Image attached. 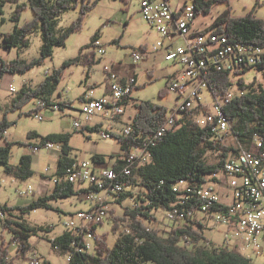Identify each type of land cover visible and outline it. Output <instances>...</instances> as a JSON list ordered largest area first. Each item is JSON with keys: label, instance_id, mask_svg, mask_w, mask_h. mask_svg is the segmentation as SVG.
<instances>
[{"label": "trees", "instance_id": "1", "mask_svg": "<svg viewBox=\"0 0 264 264\" xmlns=\"http://www.w3.org/2000/svg\"><path fill=\"white\" fill-rule=\"evenodd\" d=\"M7 0H0V13ZM19 2V0H9ZM101 0H28L29 7L34 12L32 20L24 25H16L12 33H5L1 36V47L8 51L14 48H26L30 45V36L38 29L42 31L43 46L39 57L31 60H24L20 57L8 60L3 58L0 49V78L7 73H26L35 66H40L47 57L52 55L55 46H64L67 38L82 28V23L86 15L97 6ZM197 8V14L204 12L210 13L215 3L230 2V0H193ZM258 1L250 13L242 16L231 15V6L228 10L218 15L210 25L214 29L227 36L234 43H248L253 45H264V18L258 17L256 8ZM26 4H18L13 18L20 20L21 10ZM80 6V15L67 28L59 31L57 29L58 17L72 8ZM99 39L96 34L91 38L84 48L94 46V40ZM145 50L143 45L140 47ZM75 57L64 61L61 67L51 71L38 86L31 87L24 84L19 94L13 98L11 105L4 108L0 102V113L4 115L0 118V138L6 136V131L13 122L7 119V113L22 109L32 99H52L60 83L64 69L72 64H82L89 71L98 61L95 58V51L83 52ZM253 67L247 68L243 73L249 72ZM257 70L261 71L264 78V62L260 63ZM89 75V74H88ZM89 77V76H88ZM210 90L214 95H226L232 84L229 72H219L214 70L209 75ZM239 90L241 93L236 95L228 102L225 113L234 122V134L240 142L248 147L254 134L264 135V83L253 81L247 83L245 79H239ZM135 87V82L131 85V91ZM131 91L124 99L127 105L131 98ZM167 90L160 92L162 95ZM137 112L132 117L136 130L149 132L157 130L164 123L168 116L169 108L165 105L156 104L150 100L139 101L136 103ZM36 108L30 110L35 112ZM197 109L185 112L174 129L166 132L159 145L152 148V160L138 169L137 176L128 178V184L139 186L143 189L142 196L139 195L134 205L125 206L122 214L111 209L113 216L114 232H117L120 223L128 222L131 232L119 235L113 246H110L107 233L99 234L98 245L94 253L81 252L75 253L73 260L68 264L83 263L92 260L95 264H256L254 261L243 255L236 248L212 247L200 242L208 241L205 230H198L191 224L176 226L170 231L162 230L155 226L158 221L154 211L158 209H170L177 200L175 184L181 179L193 184H202L210 174L220 173L224 162L228 156L230 147L217 144L212 138L210 126L202 127L194 120ZM99 126L91 130L97 131ZM29 138H41V144L45 142L61 143L62 153L58 159L56 174L65 173L68 166L73 162L71 156L72 147L70 146L71 134L59 132L46 135H39L35 131L28 133ZM122 149L129 145V139L121 136L117 137ZM12 143L6 142L0 146V164L5 166L8 174L19 179L26 180L33 175L32 155L24 154L20 157L19 163H10ZM215 151L218 155L216 162L207 161V153ZM95 160L104 162L103 156H94ZM119 162V161H118ZM120 163V162H119ZM119 165H116L118 167ZM85 190H79L74 183L60 181L55 184L52 192L24 205L10 206L0 204V221H3L4 228L11 238L7 242L0 241V264H12L9 259V246L14 241L19 243L18 249L23 254L32 245L29 238L42 230L50 231L44 226H33L23 218L32 210L39 208L54 209L51 202L60 197L66 198L74 194H81ZM131 193H122L118 199L124 202ZM59 210V208H57ZM102 224V223H101ZM100 224V225H101ZM188 236L191 244L185 243L182 239ZM56 241L62 245L61 252L66 254L72 248L71 243L74 235L65 232L58 235ZM200 244V245H199Z\"/></svg>", "mask_w": 264, "mask_h": 264}, {"label": "built area", "instance_id": "2", "mask_svg": "<svg viewBox=\"0 0 264 264\" xmlns=\"http://www.w3.org/2000/svg\"><path fill=\"white\" fill-rule=\"evenodd\" d=\"M139 11L160 38L151 50L133 49L132 56L135 61H139L162 49L164 60L175 67L168 74L167 89L177 95L178 101L157 130H139L134 134L136 127L132 121L119 132L98 129L103 138H130L129 145L122 149L117 159L120 162L118 167H98L95 159L94 166L73 157L65 173L58 175L55 172L52 175L55 184L63 180L74 183L79 190L84 189L83 193L93 201L88 209L76 212L64 223V233L71 232L74 235L72 248L65 254L67 262L73 260L76 252H95L99 235L97 229L110 215L109 204L118 201L122 193L133 192L136 186L128 184V178L137 176L138 169L152 160V148L160 144L167 131L176 127L177 120L185 112L197 109L194 120L202 127L210 126L215 143L226 145L230 150L222 171L210 174L204 183L193 184L181 179L175 184L177 200L166 210L168 217L173 221L191 224L199 231L205 230L207 224L213 221L225 227L224 245L242 247L251 256L260 257L264 264V135L255 133L249 146L245 147L234 134V122L225 113L228 102L241 93L238 81L243 71L251 67L256 69L264 62V45L234 43L227 36L210 29V26L195 29L197 8L193 1H185L174 7L170 0H141ZM94 45L98 47L100 55L106 54L99 39L94 40ZM103 70L110 83L102 96L98 97L93 86H89L79 98L78 107L66 97L37 99L34 108L39 110L33 115L43 120L40 112L50 108L57 112L78 111L87 121L95 115L115 121L125 112L123 101L130 93L133 81L120 80L113 65L106 64ZM214 70L231 75L232 84L226 95H214L209 88L208 78ZM1 81L2 78L0 85ZM205 91L210 93L212 101L204 95ZM88 123L76 119L74 129L87 130ZM30 147L35 152L46 147L50 150L56 148L62 153L61 143L39 142L30 144ZM25 193L19 192L20 195ZM118 230H122V235L131 232L128 222L120 223ZM187 237L184 236L182 240L187 241ZM55 238L51 243L55 250L61 251L62 245ZM201 242L215 248L221 247L213 245L211 241ZM13 243L19 247L17 241ZM27 260L28 264H49L37 253ZM78 264L95 263L88 260Z\"/></svg>", "mask_w": 264, "mask_h": 264}, {"label": "rangeland", "instance_id": "3", "mask_svg": "<svg viewBox=\"0 0 264 264\" xmlns=\"http://www.w3.org/2000/svg\"><path fill=\"white\" fill-rule=\"evenodd\" d=\"M185 1L192 3L193 0H170L174 7ZM258 1L256 15L264 18V0H230V2H217L214 4L212 11L205 14L201 12L197 14L195 24L198 28L211 25L216 17L227 11L231 6V15L242 16L250 13L254 5ZM141 0H101L95 8H93L85 17L82 28L73 33L67 38L64 46H55L52 55L47 57L40 66H35L28 72L22 73H6L2 78L0 85V102L4 108L11 105L24 84L35 87L42 82L47 74L56 68L62 66L65 60L77 56L83 48V52L95 51V58L98 61L90 70L82 64H72L64 69L63 77L58 83L57 90L54 93V98L66 97L73 102L74 106H80L78 100L80 94L84 93L93 84L95 94L99 97L106 93V86L110 83L104 72V66L116 65L117 70L128 77L136 74L137 85L131 91V98L126 107V111L122 116L123 121L131 122L133 115L137 112L136 103L139 101L150 100L159 105H165L172 109L178 101L177 95L167 89L169 85L168 72L173 71L175 67L171 64L163 63L159 58H155L154 54L144 57L139 61L133 58V49L148 43L149 47L153 48V43L157 40L156 32L152 31L149 24L146 22L140 13ZM18 4H26L27 6L21 10L20 20L13 18ZM28 0H19V2L5 1L0 13V49L3 58L12 60L20 57L24 60H31L34 57H39L43 46V35L41 29H37L29 38L30 45L26 48H14L10 51L1 47V36L5 33H12L16 25H24L34 17V12L29 7ZM80 15V6L68 9L58 17L57 29L59 31L67 28ZM99 35V41L105 47L106 54L100 55L97 46L84 48L90 43L94 35ZM89 74V75H88ZM89 76V77H88ZM247 83L253 81L264 83L263 74L257 69H252L249 72L241 75ZM14 88V91H12ZM237 86L235 90H237ZM67 90V91H66ZM167 90L162 95L160 92ZM204 95L209 101H212V96L205 91ZM36 98L28 102L22 109L10 111L7 113V119L13 122L6 131V136L0 138V146L6 142L12 143L10 163L16 165L19 163L20 157L24 154L32 155L33 175L22 180L5 170V166L0 164V204L10 206L24 205L38 199L41 196L50 194L55 187L52 181V175L56 172L58 163L59 150L56 148L50 150L46 147H41L39 151L30 147V144H38L41 138H29L28 133L35 131L39 135H46L59 132H68L71 134L70 146L72 147L71 156L80 160L88 161L94 165V156H103V165L112 163L122 154L121 142L117 137L103 138L100 130L112 129V120L105 119L99 116H93L90 121L78 111L57 112L50 108L42 110L40 113L43 120H38L30 113L35 107ZM4 115V111L0 113V118ZM78 119L82 123L103 121L100 130H80L74 129V121ZM218 159L215 151L207 153L208 162H216ZM95 166V165H94ZM25 191L24 195L19 192ZM143 189L136 186L133 192L124 202L115 201L109 204V217L104 219L99 225L97 232L99 234L107 233V239L110 246H113L122 234V230L114 232L113 216L111 209H115L117 213L122 214L125 206H131L139 201V195L142 196ZM93 201L88 198L86 193L74 194L70 197H60L51 202L54 209L39 208L32 210L23 219L33 226H44L50 231L42 230L35 235H31L29 242L32 247L27 250L24 255L18 251L16 244L9 246V259L12 264H28V258L37 253L43 260L49 264H67L66 255L61 251L54 249L51 241L65 231L64 223L76 212L88 209ZM59 208V210L57 209ZM158 218L155 226L165 231H170L176 226H184L183 222L173 221L168 217V213L164 209L154 211ZM189 225V224H188ZM127 233V232H126ZM205 235L208 241L213 245H224L225 227L213 223L207 224ZM10 234L4 228L3 221H0V241L4 239L9 241ZM202 242H200L201 244ZM199 244V245H200ZM207 244V243H203ZM212 246L211 244H207ZM214 247V246H212ZM242 252L243 255L251 258L256 264H263V260L257 256H251L250 252L242 247L230 246Z\"/></svg>", "mask_w": 264, "mask_h": 264}, {"label": "crops", "instance_id": "4", "mask_svg": "<svg viewBox=\"0 0 264 264\" xmlns=\"http://www.w3.org/2000/svg\"><path fill=\"white\" fill-rule=\"evenodd\" d=\"M208 26H210V25H207V26H205V27H208ZM195 29H202V28H205L204 26L203 27H201V28H198V26L194 23V26H193ZM152 29V28H151ZM152 31H154V32H156L154 29H152ZM156 37H157V40L160 38L159 37V35H158V33L156 32ZM156 41V40H155ZM154 44V43H153ZM143 47L145 48V49H152L151 47H149V44L148 43H145V44H143ZM163 55H164V51L162 50V49H159V50H157L156 52H155V54H154V57L155 58H159V60H162V62L163 63H166L167 64V62L164 60V58H163ZM148 57V56H147ZM113 67H114V70L116 71L117 70V68H116V65L115 64H113ZM174 71V70H173ZM117 73H118V75H119V78H120V80H122V81H134L135 82V85H137V76H136V74H134V76H131V77H128L127 75H124V73H121V72H119V71H116ZM171 72V71H170ZM170 72H168V74L170 73ZM167 74V75H168ZM108 85V84H107ZM89 86H93V84H90ZM106 88H107V86H106ZM88 90V89H87ZM87 90H85L84 91V93L87 91ZM107 91V90H106ZM83 93V94H84ZM82 93L80 94V96H79V98L83 95ZM62 96L60 95V97L59 98H61ZM79 98H78V100H79ZM52 99H58V98H54V97H52ZM127 105H128V103H127ZM127 105L125 104V111H126V107H127ZM125 113V112H124ZM122 116H123V114H121L120 116H118L117 117V119L115 120V121H112V125H111V131H114V132H119L121 129H123V127H124V125L125 124H128L129 122H125V121H123V119H122ZM132 121V120H131ZM102 125H104L103 124V121L101 120V121H93V122H89L88 123V125H87V130H91L92 128H94L95 126L97 127V126H99V128H100V126H102ZM92 131V130H91ZM59 156H58V159L60 158V156H61V152L58 154ZM118 159V158H117ZM117 159H115L112 163H107L106 165H109V166H115V165H118L119 164V162L117 161ZM98 162V167H101V166H103V162H100V161H97ZM58 164V163H57ZM56 171H57V168H56Z\"/></svg>", "mask_w": 264, "mask_h": 264}, {"label": "bare ground", "instance_id": "5", "mask_svg": "<svg viewBox=\"0 0 264 264\" xmlns=\"http://www.w3.org/2000/svg\"><path fill=\"white\" fill-rule=\"evenodd\" d=\"M94 43V42H93ZM95 46V45H94ZM189 241V242H188ZM185 243H187L188 245L189 244H191L192 243V240L189 238V237H187V241H184Z\"/></svg>", "mask_w": 264, "mask_h": 264}]
</instances>
